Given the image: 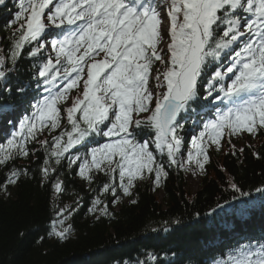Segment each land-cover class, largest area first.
Segmentation results:
<instances>
[{"label": "snow or ice", "instance_id": "1", "mask_svg": "<svg viewBox=\"0 0 264 264\" xmlns=\"http://www.w3.org/2000/svg\"><path fill=\"white\" fill-rule=\"evenodd\" d=\"M16 7L11 36L0 49V80L25 52L43 62L36 67L40 96L33 111L0 144L5 197L32 171L15 166L36 155L30 142L45 152L40 182L50 183L57 200L66 193L64 169L90 187L103 174L88 211L108 215L101 195L118 203L120 193L132 196L138 180L150 178L159 187L168 176L157 152L170 166L190 170L194 164L204 173L209 149L219 151L227 139L237 155L233 137L264 134V0H18ZM49 36L55 55L45 57ZM200 100L208 101L214 118L192 138L194 151L180 159L182 113ZM45 132L50 139H41ZM79 206L74 200L56 207L52 235L68 238L67 221ZM226 264H264V242L239 247Z\"/></svg>", "mask_w": 264, "mask_h": 264}, {"label": "trees", "instance_id": "2", "mask_svg": "<svg viewBox=\"0 0 264 264\" xmlns=\"http://www.w3.org/2000/svg\"><path fill=\"white\" fill-rule=\"evenodd\" d=\"M17 4L18 0H6L0 5V49L11 36L10 21ZM43 55L49 53L43 50ZM42 62L25 52L7 80H0V144L33 111L30 105L40 96L36 67ZM210 109L208 101L200 100L182 113V153ZM44 138L50 139L46 132ZM223 142L219 153L209 151L210 162L195 192L186 189L183 169L170 166L166 156L157 152L168 172L160 184L162 195L153 192L151 180L136 182L130 197L120 193L118 203L112 202L110 194H103L100 198L108 204V215L88 211L99 194L92 189L99 187L103 174H97L98 182L90 187L75 171L64 169L61 179L66 182V193L57 200L50 183L40 182L45 152L38 143L30 142L28 147L36 155L17 159L15 166L32 171L10 186V198L0 191V264H226L239 247L264 242V191H257L264 189V134L236 147L237 155L230 154L227 139ZM242 147L245 151L240 153ZM84 154L81 149L80 155ZM6 174L7 169L0 167V184ZM229 181L247 195L234 191ZM74 200L80 206L67 221L72 225L71 234L59 240L51 234L55 209Z\"/></svg>", "mask_w": 264, "mask_h": 264}, {"label": "rangeland", "instance_id": "3", "mask_svg": "<svg viewBox=\"0 0 264 264\" xmlns=\"http://www.w3.org/2000/svg\"><path fill=\"white\" fill-rule=\"evenodd\" d=\"M57 31H60L59 29H53L52 32L55 34V33H58ZM53 38V36H49L46 40H44L43 42L45 43L46 47H45V50L49 51L51 53V49H50V44H51V39ZM53 56L55 55L54 53H51ZM73 96L74 93L72 94ZM215 103V102H213ZM214 111L211 109V113L200 123V128L198 129L197 131V135H199V132L203 130V124L206 123L208 120L210 119H213L214 118ZM191 140L192 138L190 139L188 145L186 146V148H184V153H183V157L182 159L186 158V154H187V151L188 150H193L192 149V145H191ZM224 141V140H223ZM222 141V147L224 146V142ZM253 141V137L251 136H248V135H244L243 137H233L232 138V143L236 145V147H241V145L243 143H250ZM222 147L219 151H216L215 148H211L209 149V151H213L215 153H219L221 150H222ZM194 151V150H193ZM190 170H184L183 169V175H184V178H185V184H186V189L188 190L189 193H193L195 192L199 185H200V182H201V173L199 172V170L195 169V165H189L188 166ZM80 178V177H79ZM145 181H149L151 180L152 184H153V192L159 196L162 195V190L159 187H156L152 181V179L150 178H146L144 179ZM144 180H138L137 182H141V181H144ZM122 196L125 198L126 196L123 195L122 193ZM59 218L57 217L56 220H58ZM64 226H67V223L64 225ZM52 227H53V223H52ZM56 227H60V225H56Z\"/></svg>", "mask_w": 264, "mask_h": 264}]
</instances>
